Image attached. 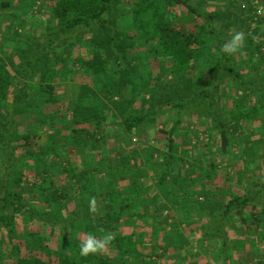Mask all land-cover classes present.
I'll return each mask as SVG.
<instances>
[{
    "label": "rangeland",
    "instance_id": "obj_1",
    "mask_svg": "<svg viewBox=\"0 0 264 264\" xmlns=\"http://www.w3.org/2000/svg\"><path fill=\"white\" fill-rule=\"evenodd\" d=\"M8 1L11 4L9 9L0 8V59L6 61L7 70L15 76L12 79V96L22 89H27V94L21 93L24 101L20 109L15 108L13 97L8 104L0 106V120H4V115V122L14 124L10 129L18 130L20 134L29 132L31 136L35 135L30 138L31 142L36 140L41 144L55 142L64 145V152L72 155L79 165L78 159L84 156V150L82 152L81 146H73L64 138L63 134L69 131L67 122L57 126L58 123L50 119L53 117L51 114L58 112L60 116L68 115L78 100L82 84L94 88L95 94H91V100L86 102L100 106L106 103L112 108L105 115L104 135L99 134V138H108V159L104 160L105 153L98 152V162L94 160L87 164L92 183L88 186V193L93 188L96 191L85 197L81 212L75 211L78 236L83 240L94 232L96 226L88 222L94 223L93 219L105 212L107 199L102 197L101 191L111 184L112 190L116 187L120 191L112 203L118 209L120 205H125L117 231L123 235H133L132 243L124 247L135 258L133 264L145 263L146 259L141 255L148 262L151 259L153 264H186L181 263V253L189 256L190 262L195 264H242L235 254L236 249L244 264H264V0H188L199 11L216 14L212 27L223 44L233 33H245V47L234 55L223 53V44L218 45L211 39L205 18L195 16L181 4L173 5L175 17L205 41L198 70L194 74L179 70L173 59L155 47L154 41L147 40L135 29L131 8L136 0H116L110 8L108 24L112 25L111 20L114 21L113 26L121 34V40L125 33L129 34L128 40L124 46L108 43L105 48L113 50L109 70L116 68L115 65L121 70L119 66L122 64L129 72V76L123 79L126 100L120 102L119 109L109 101L106 92L95 85L94 75L85 72L80 63L73 64L76 55L86 58L93 51V33H97L99 24L93 28L63 30L52 13L55 0ZM51 33L53 40L48 46L49 51L57 47L58 57L68 58L70 68L67 67V70L70 71L53 73V94L58 99L48 103L44 101L46 95L39 93L41 90L36 96V89L44 84L39 77L31 79L30 76L26 77L29 74H18L10 61L16 46L29 55L44 52ZM27 46L32 52L28 51ZM69 47L72 48L70 55L67 51ZM15 60L16 65L20 66L21 61L17 57ZM64 64L57 63L54 70H61ZM231 66L232 69L229 68ZM236 71L241 73V81L234 79ZM120 74H117V78ZM114 99L120 100V97L115 95ZM135 116H141L144 120L137 127L129 129L124 121L127 117ZM176 119H179V125L173 133L175 139L170 148V131ZM220 119L225 122L230 137L225 149L218 129ZM89 127L96 129L95 125ZM3 129L0 125V133ZM1 142L4 144L0 138ZM5 146L2 150L10 151V146ZM18 150L26 153L24 147ZM132 152L138 157L129 158L128 154ZM123 162L145 166L146 171L140 179L148 187L145 188L144 193L148 191L143 195L144 200L155 194L162 202H168L159 188V176L167 168H179L197 175L209 170L213 179L206 181L205 186L213 190L222 204L211 218L206 215L211 210L204 211L201 206L191 208L192 214L185 217V214L178 215L176 208L169 204L162 211V215L168 218L165 233L160 226H156L157 220L163 221L164 217H155V220L151 217L153 215L148 216L146 206L150 205L137 202L140 194L129 187L128 179H121L117 175L126 171ZM127 187L132 190L123 193ZM92 197L97 201L98 212L95 214L86 209ZM238 197H245V202L228 205L230 200ZM202 198L199 194L194 195L198 201ZM75 207L72 201L62 212H74ZM149 210L154 211L153 207ZM138 215L145 216V223L138 219ZM207 223L209 233L222 231L225 234L228 259L219 252V237L203 238L202 229L198 227L202 224L206 227ZM33 226L36 227V224ZM54 231L48 242L52 248H56L58 243L59 230ZM162 232L170 235L167 240L159 239ZM171 234L174 236L171 237ZM230 243L234 248L230 247ZM105 251L114 253L108 246ZM130 261H127L128 264H131Z\"/></svg>",
    "mask_w": 264,
    "mask_h": 264
},
{
    "label": "trees",
    "instance_id": "obj_2",
    "mask_svg": "<svg viewBox=\"0 0 264 264\" xmlns=\"http://www.w3.org/2000/svg\"><path fill=\"white\" fill-rule=\"evenodd\" d=\"M115 2L116 0H55L52 13L56 17L59 27L63 30H71L77 27L93 28L95 24H99V30H96L97 33H93V51L86 58L79 54L76 55L73 58V64L75 62L80 63L85 72L94 75L96 78L95 85H98L100 91L106 92L109 101L119 109L121 107L120 102L123 99L126 100L123 79L129 76V72L128 68H124L122 64L119 66L121 70H118L116 65H113L116 68H113L112 71L109 70L113 50L105 48V45L113 43L117 46L119 44L124 46L127 44L129 34L125 33L124 39L121 40V34L113 26L114 21L111 20L112 25L108 24L110 8ZM174 4H181L195 16L205 18L212 35L211 39L218 45L222 43L219 34L212 27L216 14H205L188 0H136L131 8L136 22L135 29L147 40L154 41L155 47L162 51L165 56L173 59L174 65L179 70L186 74H194L198 70V61L201 59L205 41L201 40L196 33L175 17ZM10 7V1L0 0L1 9H9ZM52 32L54 33L55 30ZM53 33L49 34L47 48L44 52L29 55L26 51L22 52L19 46H16V52L12 54L10 61L18 74H29L26 77L30 76L31 79L39 77L40 82L44 84L36 89V96L38 95L37 92L41 90L39 93L46 95L44 101L48 103L58 99L53 94L55 89L52 84L53 73L70 71L67 70V67L70 68L68 58L58 57L57 47L49 51L48 46L52 44ZM27 47L28 51H31V48ZM67 49L69 54L72 48ZM21 55H23L22 58ZM15 57L21 61L20 66L16 65ZM59 62L65 63L64 68L62 66L61 70H54V66ZM229 68L232 69L233 67ZM7 69L9 68L6 61L0 59V106L8 104L10 98L13 97L15 108L20 109L24 101L21 93L27 94V89L19 90L20 93H14L12 96V86L14 84L12 79L15 76H12ZM117 74H120L118 78L121 79L117 78ZM234 74V79L241 81V73L236 71ZM91 94L92 96L95 94L94 88L82 84L78 100L75 101L69 114H65L67 117L60 116L58 112H53L51 114L53 117H50L58 123L57 126L67 122L69 131L63 134L64 138L68 139L73 146H81L82 152L84 150V156L81 155L78 159L79 165L72 155L64 152V145L55 142L41 144L36 140L31 142L30 138L35 135L31 136L29 132L20 134L18 130L10 129L14 124L10 125L9 122H4L6 118L2 115L4 120H0V125L4 129L0 133V138L4 140V144L3 142L0 143V264H128L129 259L131 260L130 263L133 264L135 258L124 248L125 245L128 246L132 243L133 235H123L117 231L119 219L123 214L125 205H120V209L114 206L112 201L116 200L120 191L116 187L115 190H112L111 184H107L101 191L102 197L107 199L104 203L105 212L95 217L93 219L94 223H88L96 226L91 234L96 235L97 238L109 232L114 235V240L107 245L114 253L111 254L104 249L102 252L88 256L80 255L79 246L82 239L78 236V217L75 216V211L79 210L81 212L85 197L96 191L93 188L88 193V186L90 187L92 183L91 178L88 177L90 169L87 164L93 163L94 160L98 162L96 158L98 152L105 153L103 158L104 160L108 159L106 154L108 138L106 136L99 138V134L104 135L105 115L107 111L112 109L106 103L100 106L94 102H86V100H91ZM115 95H118L120 100H115ZM143 120V117L135 116L132 118L127 117L124 122L126 127L131 129L137 127ZM89 125H95L96 129L91 130ZM178 125L179 119H176L170 131V148L173 147L175 139L173 133ZM218 129L221 131L222 147L225 149L229 144L230 137L225 122L221 119L218 120ZM5 144L10 146V151L2 150V147H6ZM19 147L20 149L24 147L26 153H20ZM128 156L129 158L138 157L134 152L129 153ZM123 165H125L126 171H121L117 175L121 179H128L129 187L140 194V197L136 200L137 202H146L150 205L146 206L148 216L153 215L151 217H154L155 220L159 216L164 217L163 221L157 220L156 222V226H160L164 232L166 231L168 218L162 215V211L167 206L169 207V204L176 208L178 215L185 214V217L192 214L190 212L191 208L195 209L201 206L204 211L211 210L206 213L208 218H211L222 204L218 201L213 190L205 186L206 181L213 179V174L210 173L209 175V170H203L198 175L193 171L180 170L179 168L164 170L158 180L161 193L168 201L164 203L158 197L159 195L155 194L144 200L143 195L147 194L148 191L144 193L145 188L148 187L144 186L140 179L146 171L145 166L140 164L131 165L130 162H123ZM27 172H29V175ZM210 177L212 178L210 179ZM114 179L117 180L118 178ZM129 187L123 190V193L132 190ZM196 194L203 198L199 201L194 199ZM245 200V197L233 198L228 205L233 202H245ZM72 201L76 204L74 212L64 214L63 209L67 208L68 203ZM150 207H153L154 211H150ZM178 207L181 209H178ZM88 208L89 203L86 205V209ZM138 216V219H142L145 223V216ZM34 223L37 228L33 226ZM207 227H210L208 223L206 227L205 224L198 227L202 229L203 238H209V236L219 237V252H221L223 258L228 259V248L226 246L228 242L225 234L222 231L209 233ZM56 229L59 230L58 243L56 248H52L48 246V242L51 234ZM175 233H177V230H175ZM161 236H159V239L165 238L167 240L170 235L162 232ZM173 236L171 234V237ZM142 238L145 242V237ZM230 247L234 248L233 244L230 243ZM166 248H168L167 245ZM141 256L144 260L146 259L144 264H153L151 259L148 262L144 255ZM179 257L181 263L188 264L190 262L189 256L185 253H181ZM191 264L195 263L192 262Z\"/></svg>",
    "mask_w": 264,
    "mask_h": 264
},
{
    "label": "clouds",
    "instance_id": "obj_3",
    "mask_svg": "<svg viewBox=\"0 0 264 264\" xmlns=\"http://www.w3.org/2000/svg\"><path fill=\"white\" fill-rule=\"evenodd\" d=\"M246 36L242 31H237L232 34L231 38L227 40L222 46L221 51L228 55H234L238 53L242 48L245 47ZM98 211L97 201L95 197H92L89 202V212L95 214ZM114 240L112 233H107L100 238L89 234L86 239H83L80 243V255L88 256L102 252L107 245Z\"/></svg>",
    "mask_w": 264,
    "mask_h": 264
},
{
    "label": "crops",
    "instance_id": "obj_4",
    "mask_svg": "<svg viewBox=\"0 0 264 264\" xmlns=\"http://www.w3.org/2000/svg\"><path fill=\"white\" fill-rule=\"evenodd\" d=\"M236 247H237V246H236ZM235 254H236V256H238V258H240L241 263L244 264V263H243V260H242L241 257L238 255V250H237V249H236V253H235ZM232 263H233V262H232ZM232 263H231V264H232Z\"/></svg>",
    "mask_w": 264,
    "mask_h": 264
}]
</instances>
